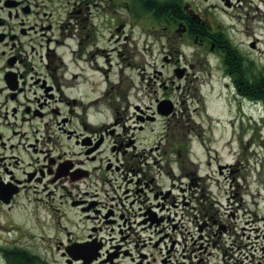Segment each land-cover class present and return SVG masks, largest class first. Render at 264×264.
<instances>
[{
  "label": "flooded vegetation",
  "instance_id": "flooded-vegetation-1",
  "mask_svg": "<svg viewBox=\"0 0 264 264\" xmlns=\"http://www.w3.org/2000/svg\"><path fill=\"white\" fill-rule=\"evenodd\" d=\"M263 8L264 0H0V264H118L130 257L132 241L117 236L122 225L132 230V221L146 229L149 172L142 158L132 164L141 155L128 152L134 139L125 147L114 141L103 159L106 138L120 133L113 123L89 120L104 105L117 114L116 98L133 87L121 91L129 79L123 71L129 58H144L145 47L138 49L128 28L148 31L160 58L149 76L152 117L134 105L141 115L135 112L132 127L143 132L148 117L179 114L168 91L194 100L199 68L221 70L226 86L245 98L239 70L248 57L235 36L245 35ZM88 91L93 106L77 107ZM161 101L173 105L167 117L157 115ZM106 160L105 171L131 177L102 202L92 178Z\"/></svg>",
  "mask_w": 264,
  "mask_h": 264
},
{
  "label": "rangeland",
  "instance_id": "rangeland-1",
  "mask_svg": "<svg viewBox=\"0 0 264 264\" xmlns=\"http://www.w3.org/2000/svg\"><path fill=\"white\" fill-rule=\"evenodd\" d=\"M109 25H103L104 34ZM247 26L246 34L236 35L235 40L248 57L243 58L244 64L248 63L251 73L260 76L264 74V8ZM127 33L139 50L145 47L144 58H129L131 66L123 71L129 79L121 91H128L130 82L133 87L123 98H116L117 114L114 107L104 105L89 116L93 124L113 123L115 133H120L106 138L103 159L114 141L118 146L122 141L125 147L134 139L135 149L128 147V152L141 155H136L132 164L142 158L149 172V223L145 230L140 222L132 221L130 231L128 225L120 226L118 240L132 241L125 248L132 255L123 256L118 264L264 262V101L251 105L249 98L235 96V90L226 86L229 79L221 70L203 67L195 72L199 79L194 81V100L175 90L167 92L177 102L179 114L168 120L146 116L150 120L146 121L145 130L134 131L132 126L138 124L133 123L135 112L141 115L134 105L152 117L146 109L154 106L156 93L149 76L155 68L159 70L160 58L153 57L156 46L148 31L136 26L128 28ZM252 36L257 38L255 50L249 48ZM90 93L82 104L77 99V107L93 106L96 98ZM157 96H162V92L158 91ZM80 111L76 108L77 113ZM106 164L108 160L92 178L102 202L116 195L114 189L120 181L123 186L131 177L128 172L118 176L105 171ZM143 205L140 202V207Z\"/></svg>",
  "mask_w": 264,
  "mask_h": 264
},
{
  "label": "trees",
  "instance_id": "trees-1",
  "mask_svg": "<svg viewBox=\"0 0 264 264\" xmlns=\"http://www.w3.org/2000/svg\"><path fill=\"white\" fill-rule=\"evenodd\" d=\"M239 74L243 76L245 97L264 101V74L260 76L252 74L248 63L241 66Z\"/></svg>",
  "mask_w": 264,
  "mask_h": 264
},
{
  "label": "water",
  "instance_id": "water-1",
  "mask_svg": "<svg viewBox=\"0 0 264 264\" xmlns=\"http://www.w3.org/2000/svg\"><path fill=\"white\" fill-rule=\"evenodd\" d=\"M173 111V105L170 101H161L157 106V113L160 116L167 117Z\"/></svg>",
  "mask_w": 264,
  "mask_h": 264
}]
</instances>
